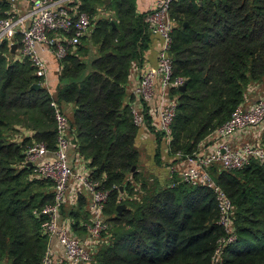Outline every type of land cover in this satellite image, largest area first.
Returning <instances> with one entry per match:
<instances>
[{"label":"trees","instance_id":"1","mask_svg":"<svg viewBox=\"0 0 264 264\" xmlns=\"http://www.w3.org/2000/svg\"><path fill=\"white\" fill-rule=\"evenodd\" d=\"M101 4L78 0L76 8L91 17ZM108 5L114 17H91L89 45L81 38L59 61L55 95L42 84L32 87L42 78L29 58L15 56L6 40L0 45V264H41L47 249L42 207L54 198L53 183L36 175L25 155L37 142L55 146L52 100L66 109L72 153L109 189V228L89 264H217L211 257L224 231L212 189L176 174L162 185L138 171V126L123 98L149 42L147 13L137 12L135 0ZM9 7L0 0V17ZM170 16L173 75L184 79L185 89L169 91L177 100L169 153L192 154L243 102L250 82L264 77V0H173ZM20 37H14L18 44ZM212 171L231 198L236 234L221 264H264V163ZM88 214L80 194L69 214L73 227L85 232Z\"/></svg>","mask_w":264,"mask_h":264},{"label":"built area","instance_id":"2","mask_svg":"<svg viewBox=\"0 0 264 264\" xmlns=\"http://www.w3.org/2000/svg\"><path fill=\"white\" fill-rule=\"evenodd\" d=\"M10 8L0 17V45L8 41L17 44L16 55L29 58L36 76L42 78L40 84H47L48 66L43 58L49 53L58 61L72 52L81 38L89 35L93 22L86 11L76 8L78 0H31L25 10H19L17 4L21 0H7ZM173 0H156L154 8L146 15L150 31L157 34L162 46L158 51L155 68L147 69L139 75L134 93L140 100L154 102L161 90L163 99L157 110L158 128L170 139L171 125L176 114V94L170 89L184 83L181 76L173 75V56L169 52L171 32L175 21L170 16ZM19 33L20 43L14 41ZM53 107L56 123V142L50 150L44 142L30 145L26 150L25 161L34 166L35 174L53 183L52 202L42 207L47 218L42 224L49 235L57 237L63 250L60 261L70 264H83L92 258L97 245L101 243L107 232L109 222L104 209L109 197V189L101 185V181L89 175L87 167L81 168L71 162L72 149L68 135V117L66 109L55 100ZM133 122L139 126L144 121L143 113L130 105ZM264 122V97H258L252 104H238L230 117L211 132L219 139L218 145L207 154L194 151L192 154L175 153L177 159L184 161L179 177L192 185L204 184L211 188L218 207V223L223 228V235L218 239L212 254V261L221 264L223 249L232 243L235 230L232 221V201L223 187L216 182L212 168L235 170L246 166L251 160L264 163V143L235 141L240 132L260 125ZM84 195L87 202L89 219L84 222L85 237L70 232L60 220L61 205L70 199L71 192ZM41 264H55L53 256L45 250Z\"/></svg>","mask_w":264,"mask_h":264},{"label":"crops","instance_id":"3","mask_svg":"<svg viewBox=\"0 0 264 264\" xmlns=\"http://www.w3.org/2000/svg\"><path fill=\"white\" fill-rule=\"evenodd\" d=\"M135 1L136 10L139 14H148L156 4V0ZM109 2L110 0L107 2L105 0L104 4H108ZM30 5L31 0H21L17 4L19 10H25ZM97 7H100V5ZM8 10L9 9H7L6 12H8ZM111 11V17L113 18L114 11ZM161 46L162 41L160 37L150 31L149 42L142 52V57L140 61H137L133 64L131 73L126 82V94L123 98V103L125 105L130 104L132 106H136V108H138L144 115V121L138 126L134 141L135 147L139 152L137 162L138 171L147 177L149 181L155 180L163 185L168 183L173 175L176 174L179 177L181 168L185 166L184 161L177 159L175 155L169 153V137H167L158 128L157 110L159 109L161 102H163L162 99L164 97L162 91L159 90L154 102H146L140 100L134 93L135 85L137 84L139 75L147 69L156 67L157 55ZM16 52L17 51L15 49L13 54L16 55ZM43 58L46 60L48 66V72L46 76L47 84L45 87L51 92L52 95H55V90L58 83L59 61L49 53H44ZM258 97H264V77L259 81L250 82L249 86L245 89L243 104L250 105ZM69 108L70 107H68L67 110ZM68 135L71 138L70 131H68ZM229 141L231 143L235 141L264 143V122L260 125L240 132L234 138H230ZM218 143L219 139L212 133H208L199 143L198 149L196 151L200 154H207L212 151L218 145ZM72 160L76 166H80L81 168L87 167L86 161L82 157L75 156V154H73ZM77 196L78 195L72 191L70 199L61 205L60 220L68 229H70L71 233L84 238L86 233L82 232V230H79L78 228L76 229L73 227L74 220L72 216L69 215L72 210L76 209ZM78 225L81 226L80 223ZM47 248L50 250L55 264H70L66 262L61 263L60 259L63 257V250L55 235L51 234L48 236ZM83 264L89 263L85 262Z\"/></svg>","mask_w":264,"mask_h":264},{"label":"rangeland","instance_id":"4","mask_svg":"<svg viewBox=\"0 0 264 264\" xmlns=\"http://www.w3.org/2000/svg\"><path fill=\"white\" fill-rule=\"evenodd\" d=\"M105 2V0H104ZM111 6L108 4H101L100 7H97L95 9L94 12L90 13L91 17H93V19H98V18H102V17H111L112 16V11H111ZM89 35H87L84 40H83V46L85 45H89L88 44V40H89ZM93 50H95L94 52H96L97 50V46H92ZM69 131V130H68ZM85 160V159H84ZM86 161V160H85ZM69 208V207H67Z\"/></svg>","mask_w":264,"mask_h":264},{"label":"water","instance_id":"5","mask_svg":"<svg viewBox=\"0 0 264 264\" xmlns=\"http://www.w3.org/2000/svg\"><path fill=\"white\" fill-rule=\"evenodd\" d=\"M107 1H108V0H106V2H107ZM16 48H17V44H16V43H13V44L11 45V52L14 53V50H15ZM175 58L177 59V57H175ZM32 87H34V88H39V87H41V84H40V83H34ZM184 89H185V83H183L181 86H179V90H180V91H184ZM28 164L30 165V163H28ZM134 169H135V166L132 167V170H134ZM121 189H122V187H121ZM124 207H125V204H121V205L117 206V209H118L119 211H121Z\"/></svg>","mask_w":264,"mask_h":264}]
</instances>
